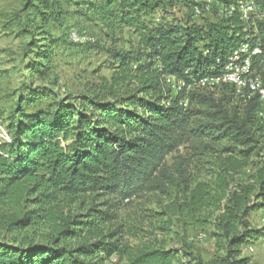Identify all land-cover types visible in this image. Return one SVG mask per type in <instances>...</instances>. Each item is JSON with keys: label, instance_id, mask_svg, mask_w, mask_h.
I'll return each mask as SVG.
<instances>
[{"label": "trees", "instance_id": "1", "mask_svg": "<svg viewBox=\"0 0 264 264\" xmlns=\"http://www.w3.org/2000/svg\"><path fill=\"white\" fill-rule=\"evenodd\" d=\"M22 1L27 21L21 13L14 19L20 35L61 21L67 6L115 46L106 48L110 78L87 92L62 97L51 86H29L20 95L10 140L0 144V229L13 234L0 238V264H107L113 256L127 264H250L243 246L264 237L249 219L264 209L263 102L250 88L197 83L220 74L243 43L260 48L251 68L264 80V0L249 21L229 13L239 0ZM207 2L214 17L197 22L195 6ZM179 7L192 15L176 16ZM41 35L27 68L48 78L59 40ZM169 77L185 86L174 91ZM43 99L44 107L25 110ZM173 186L183 201L160 215L212 226L219 252L209 263L185 243L132 235L117 223L115 205L100 201L168 194Z\"/></svg>", "mask_w": 264, "mask_h": 264}, {"label": "rangeland", "instance_id": "2", "mask_svg": "<svg viewBox=\"0 0 264 264\" xmlns=\"http://www.w3.org/2000/svg\"><path fill=\"white\" fill-rule=\"evenodd\" d=\"M22 8V0L0 2V144L10 140L9 121L17 109L20 95L29 86L41 92L46 86H51L62 97H74L87 92L90 86L102 83L104 77L110 78L111 75V70L106 65L109 57L106 48L115 44L107 40L99 26L76 15L74 8L66 6L67 14L61 16V21H52L43 28L34 26L31 28L32 32L20 35L17 20L14 19L21 13L20 17L27 21ZM175 15L186 17L192 15V10L190 7H179L175 10ZM213 17L212 12L194 15V19L201 23ZM252 19H256L255 14ZM41 25L38 23V26ZM73 32L78 33L77 38L72 36ZM42 33H50L59 40L53 58V71L48 78L38 76L27 68L29 59L26 56L33 57V54H28L32 48L31 43L34 39L39 40ZM124 45L125 42H119L117 47ZM258 76L261 79L259 88L264 90V80ZM243 92L245 89L241 93ZM256 92L258 91H252L251 94ZM47 103L43 99L34 106L25 104L24 107L27 112H32L33 108L44 107ZM181 153H186V150L181 149ZM178 154L168 156V163L171 164ZM250 170L252 168L247 172ZM168 191V194L149 193L142 198H133L123 203L117 202L112 196L102 197L100 201L115 205L112 210L118 215L117 223L122 224L132 235L166 242L168 247H185V243L203 262H211L219 252L216 239L212 235L213 227H185L186 220L181 215H160L172 202L183 201V192L179 187H170ZM249 219L252 227H264V209L252 212ZM169 222L174 223L171 230H164L163 227ZM12 235L5 234L0 229V238L9 239ZM242 257H248L250 264H264V237L245 244ZM183 263L189 264L187 260H183ZM194 263L196 262H192ZM107 264L127 263L113 256Z\"/></svg>", "mask_w": 264, "mask_h": 264}, {"label": "built area", "instance_id": "3", "mask_svg": "<svg viewBox=\"0 0 264 264\" xmlns=\"http://www.w3.org/2000/svg\"><path fill=\"white\" fill-rule=\"evenodd\" d=\"M197 1L203 2L204 0ZM210 10L211 5L208 2L205 3L204 6H195V13L197 16L204 12H210ZM234 10L239 12L242 19L249 21L252 19L253 14L256 13V0H239L235 6L231 7L229 13ZM72 36L77 38L78 33L73 32ZM260 52L261 50L259 47H251L248 43H243L240 46V50L235 53L233 59L226 65L225 69L220 74L205 76L197 85L199 87L214 88L223 84H230L234 85L239 92H242L243 89L250 88L253 92H259L264 107V90L259 88L261 79L258 75H254L255 71L251 68V56L259 54ZM239 54L243 55L239 56ZM167 81L175 91H179L185 86L184 81L178 80L175 77H169ZM190 87L189 85L187 88L189 89ZM186 104L187 101L184 102V105ZM261 115L264 116V109ZM200 238L202 239V236Z\"/></svg>", "mask_w": 264, "mask_h": 264}]
</instances>
